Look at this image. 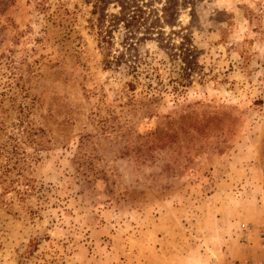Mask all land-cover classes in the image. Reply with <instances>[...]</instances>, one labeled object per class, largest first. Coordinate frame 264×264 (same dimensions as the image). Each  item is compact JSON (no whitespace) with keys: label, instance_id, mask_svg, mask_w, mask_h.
<instances>
[{"label":"rangeland","instance_id":"1","mask_svg":"<svg viewBox=\"0 0 264 264\" xmlns=\"http://www.w3.org/2000/svg\"><path fill=\"white\" fill-rule=\"evenodd\" d=\"M123 1L0 0V264H264V0Z\"/></svg>","mask_w":264,"mask_h":264},{"label":"crops","instance_id":"2","mask_svg":"<svg viewBox=\"0 0 264 264\" xmlns=\"http://www.w3.org/2000/svg\"><path fill=\"white\" fill-rule=\"evenodd\" d=\"M206 235H208V234H206ZM158 238H160L159 235H158ZM228 240H229V238L228 237L226 238V236H224L222 238L221 244L218 245V246L217 245L215 246L214 243H213L214 241L211 239V237L210 238L208 237V241H207V243H205V247H203L204 253L206 254L207 253L206 252L207 250L213 251V249H214L218 253V256H219L220 259L225 258L226 255L223 254V251L226 248H224L223 245H226L227 246V241ZM149 246L155 247V249L157 250L158 254L163 256V258H162L163 260L161 259L162 260L161 262H156L157 264H176V263L173 262L174 259L171 258V256H170V254H171L170 249H169V251L167 250V248L165 249L166 245L164 246L163 244H161L160 242H158V244L156 243L155 246H152V245H149ZM226 252H227V250H226ZM237 255H241V253L240 254L237 253ZM214 263L216 264L217 261L215 259H212L211 258L210 259V264H214Z\"/></svg>","mask_w":264,"mask_h":264},{"label":"trees","instance_id":"3","mask_svg":"<svg viewBox=\"0 0 264 264\" xmlns=\"http://www.w3.org/2000/svg\"><path fill=\"white\" fill-rule=\"evenodd\" d=\"M98 3H104L105 5L109 4L112 0H96ZM117 3L120 4L121 8L124 10L127 8V6L125 5L124 1L123 0H116ZM136 17H141L140 15L139 16H136ZM135 17H133V20L131 19H126V16L121 15V16H118V15H114V17L110 18V25L112 26H116L118 24H120L121 22H124L125 26H133L136 25L138 22H140V19H134ZM138 25V24H137Z\"/></svg>","mask_w":264,"mask_h":264},{"label":"built area","instance_id":"4","mask_svg":"<svg viewBox=\"0 0 264 264\" xmlns=\"http://www.w3.org/2000/svg\"><path fill=\"white\" fill-rule=\"evenodd\" d=\"M241 264H250V263H248V261H247V262H245V263H241Z\"/></svg>","mask_w":264,"mask_h":264}]
</instances>
